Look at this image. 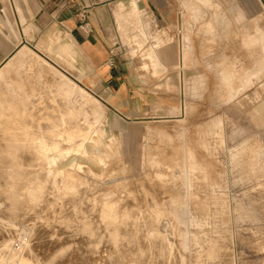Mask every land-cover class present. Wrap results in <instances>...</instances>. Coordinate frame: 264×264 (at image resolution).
I'll list each match as a JSON object with an SVG mask.
<instances>
[{
    "label": "rangeland",
    "instance_id": "1",
    "mask_svg": "<svg viewBox=\"0 0 264 264\" xmlns=\"http://www.w3.org/2000/svg\"><path fill=\"white\" fill-rule=\"evenodd\" d=\"M177 1L171 50L156 51L176 69L149 59L174 77L165 101L134 118L82 85L74 59L50 44L14 56L28 48L67 79L87 100L86 122L57 90L24 85L37 68L23 51L3 68L0 264H264V43L254 40L264 12L248 0ZM121 32L114 68L130 43ZM139 44L133 56L156 58Z\"/></svg>",
    "mask_w": 264,
    "mask_h": 264
},
{
    "label": "crops",
    "instance_id": "2",
    "mask_svg": "<svg viewBox=\"0 0 264 264\" xmlns=\"http://www.w3.org/2000/svg\"><path fill=\"white\" fill-rule=\"evenodd\" d=\"M248 1L250 6L264 12V0ZM82 12L93 29L91 34L82 30L79 17ZM180 13L177 0H0V69L23 46L48 45L52 40L61 39L72 44L77 52L75 73L81 78L79 82L102 100L110 98L119 102L121 99L125 115L134 118L135 109L147 108L151 98L161 100L160 103L165 101L160 99L161 87L167 82L166 77H174V72L158 74L150 60H163L167 68L176 69L177 61L173 65L172 56L169 62L162 56L171 50L168 48L172 41L170 26L178 22ZM122 28L129 44L140 41L145 46L152 44L151 54L156 58L133 56V45L128 44L127 53L118 59L120 68L111 67L109 52L113 44L122 42ZM254 40L264 43L263 33ZM3 45L8 46L4 54ZM138 50L142 52L144 48L135 49V53ZM156 51L159 56L163 54L162 58L157 57ZM184 51L186 57L183 58L182 47L178 60L187 58L185 48ZM3 60L6 61L1 65ZM136 60L140 63L136 64ZM256 65V76L264 73V59ZM147 78L157 81L151 85ZM249 82L248 77L246 83ZM115 107L120 108L117 104Z\"/></svg>",
    "mask_w": 264,
    "mask_h": 264
},
{
    "label": "bare ground",
    "instance_id": "3",
    "mask_svg": "<svg viewBox=\"0 0 264 264\" xmlns=\"http://www.w3.org/2000/svg\"><path fill=\"white\" fill-rule=\"evenodd\" d=\"M124 9V8H123ZM63 42H60L59 40L57 42L55 41H51L50 43V51L54 52L55 55H57L59 58H62L64 60H68L69 56L71 58L74 59V62H76V56H77V52H75V48L73 47V45L71 44L70 46V50L71 52L69 53V49L68 47H63L64 45L62 44ZM55 46V47H54ZM23 51V53L21 54V58L26 59V61L29 63V61L31 62L30 64L32 65V67H36L37 69H35V71H33L34 73H31V76L29 74L28 78H24V85L26 87L31 86V88H47V89H54L57 90L59 92V95L61 97V99H63V104L66 107V111H70V113H73V120L78 121L80 120H84L86 122L87 118H88V112L86 110V107L84 104H86L87 100L85 98V96L81 93V92H77V90L74 88V86L69 83L67 81V79H65L56 69H54L49 63H46L45 60H43L42 58H40L39 56H37L35 53H33L32 51H28V48L24 50H21L20 53ZM20 53L16 54L15 56H13L12 60L14 58H17ZM22 59V62L23 60ZM9 62V61H8ZM8 62L5 64L6 66V71L7 73H11L12 68L11 67H7ZM49 64V65H48ZM30 65V66H31ZM4 66V67H5ZM3 67V68H4ZM84 67V66H83ZM3 68L0 69V80L2 79V77L6 74H4V72L2 71ZM36 71H39V73H36ZM13 72V71H12ZM39 74V76H37ZM48 76V77H47ZM15 81H18L16 78L14 79ZM18 84L20 85V83L18 82ZM230 84V83H229ZM69 89H68V88ZM99 112V111H98ZM82 115V116H81ZM71 116V114H70ZM76 116V117H75ZM77 118V119H75ZM92 118V117H91ZM89 118V119H91ZM89 125V124H88ZM241 126V125H240ZM5 192H0V198L4 199V198H8L6 196ZM7 201V200H6ZM9 201V200H8ZM3 202V201H2ZM7 204V203H6ZM12 205V203H11ZM14 205V204H13ZM10 206V205H9ZM17 206V205H16ZM12 208V207H11ZM15 209V208H14ZM22 209V208H21ZM1 210V209H0ZM9 210V209H8ZM2 211V210H1ZM6 211V210H5ZM4 211V212H5ZM11 211V210H10ZM21 211V210H20ZM14 212V211H13ZM7 213V212H6ZM1 214V213H0ZM5 215V214H4ZM15 215V213H14ZM8 216V215H7ZM6 216V217H7ZM3 217V216H2ZM8 218V217H7ZM11 218V217H10ZM9 218V219H10ZM12 219V218H11ZM7 220V219H6ZM8 222V221H7ZM16 223V222H15ZM10 224V222L8 223ZM37 228V227H36ZM41 229V228H40ZM52 230V229H51ZM56 231V228L55 230ZM37 232V230H36ZM50 232V231H49ZM34 233V231H33ZM40 234V233H39ZM47 234V233H46ZM32 236V235H31ZM35 236V235H34ZM33 236V237H34ZM54 236V235H53ZM57 236V235H56ZM37 237V236H36ZM52 237V236H51ZM55 238V237H52ZM34 239V238H33ZM12 240V239H11ZM55 240V239H54ZM35 241V240H34ZM43 241V240H42ZM57 241V240H56ZM79 241V240H78ZM80 242H82L80 240ZM84 242V241H83ZM82 242V243H83ZM34 243V242H33ZM77 243V242H76ZM39 244V243H38ZM53 244V243H52ZM59 244V243H58ZM45 245V244H44ZM33 246V244H32ZM37 246V245H35ZM49 246V245H48ZM53 246V245H51ZM55 246V245H54ZM64 246V245H63ZM78 246V245H77ZM31 247V246H30ZM43 247V246H42ZM33 247H31L32 249ZM37 249L39 247H36ZM41 249V248H40ZM39 250V252H41ZM44 249V248H43ZM51 249V248H50ZM30 250V249H29ZM49 250V249H48ZM32 251H34L32 249ZM3 252V251H2ZM36 252V251H35ZM83 252V251H82ZM33 253V252H32ZM43 253V252H42ZM48 253V252H47ZM37 254H39L37 252ZM84 254V253H83ZM35 255V254H34ZM33 255V256H34ZM41 255V253L39 254ZM45 255V254H44ZM81 256V253H80ZM38 258V256H37ZM44 258V257H43ZM48 258H50V256L48 255ZM47 258V259H48ZM34 260V258H32ZM53 259V257H52ZM73 259V258H72ZM46 260V259H45Z\"/></svg>",
    "mask_w": 264,
    "mask_h": 264
},
{
    "label": "built area",
    "instance_id": "4",
    "mask_svg": "<svg viewBox=\"0 0 264 264\" xmlns=\"http://www.w3.org/2000/svg\"><path fill=\"white\" fill-rule=\"evenodd\" d=\"M79 17H80V21H81V27H82V30L86 33V34H91L93 32V29L92 27L90 26V24L86 21V15L84 12L80 13L79 14ZM115 46V45H114ZM118 49H114V47L111 48L109 54H110V58L108 60V64L111 66V67H114L115 63V58L117 57V54L118 52Z\"/></svg>",
    "mask_w": 264,
    "mask_h": 264
}]
</instances>
